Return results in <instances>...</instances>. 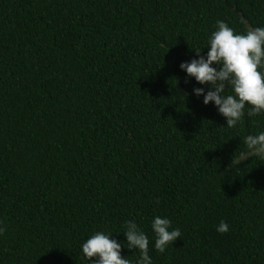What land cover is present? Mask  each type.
<instances>
[{"label":"trees","instance_id":"16d2710c","mask_svg":"<svg viewBox=\"0 0 264 264\" xmlns=\"http://www.w3.org/2000/svg\"><path fill=\"white\" fill-rule=\"evenodd\" d=\"M217 21L264 27V0H0V264H91L97 231L135 264L127 221L154 264H264V158L246 145L264 114L228 127L180 69ZM157 215L183 236L164 254Z\"/></svg>","mask_w":264,"mask_h":264},{"label":"clouds","instance_id":"9594fccd","mask_svg":"<svg viewBox=\"0 0 264 264\" xmlns=\"http://www.w3.org/2000/svg\"><path fill=\"white\" fill-rule=\"evenodd\" d=\"M206 55L195 51L198 58L181 63L180 69L197 84L205 87L193 89L203 97L205 106L213 104L226 119L228 127L237 126L247 115L249 118L264 114V27L250 28L243 34L224 21H217L216 30L207 41ZM231 94H227V93ZM248 109L247 113L245 109ZM249 151L264 158V131L246 138ZM155 236L154 249L164 254L175 241L182 239L179 228H173L171 219L155 216L151 220ZM123 235L127 249L140 253L135 264H154L149 255L148 234L135 221H127ZM226 234L230 227L221 221L216 229ZM5 229L0 227V235ZM113 232L97 231L82 244V254L91 264H133L122 256L121 244L112 239Z\"/></svg>","mask_w":264,"mask_h":264}]
</instances>
